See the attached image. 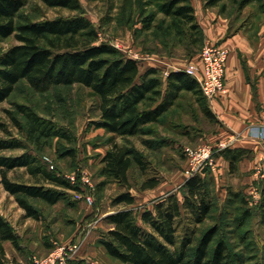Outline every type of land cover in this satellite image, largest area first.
Returning a JSON list of instances; mask_svg holds the SVG:
<instances>
[{"label": "rangeland", "instance_id": "374dc122", "mask_svg": "<svg viewBox=\"0 0 264 264\" xmlns=\"http://www.w3.org/2000/svg\"><path fill=\"white\" fill-rule=\"evenodd\" d=\"M79 1L85 16L98 33L97 42L113 46L117 44L116 48L138 62L140 73L150 67L156 68L165 80L169 72L180 70L193 61L202 47V44L197 46L191 42L193 35L187 36L186 27L173 23L171 18L159 11L163 0ZM240 1L223 0V14L231 21L236 12L237 19L232 21L234 26L245 21L246 24L253 22L252 27L247 26L250 30L263 29L264 0H253L242 10L238 9ZM217 8L220 9V6ZM75 13L65 8L47 6L41 0H26L15 21H40ZM249 13L254 14L252 19ZM147 18L151 20L149 27L144 24ZM16 43L14 35L0 37V53ZM162 88L164 90L165 83ZM16 104L30 106L40 116L66 130L71 140L55 136L42 137L39 141L27 138L24 132L26 119L17 111ZM200 106L198 95L183 91L160 121L150 125V134L116 138L125 148L131 149L145 166V171H142L133 162L129 170L131 192L135 196L132 207L136 210L152 208L156 200L170 193L182 196L181 186L189 176L184 149L205 142V133L213 129V123L205 117ZM9 112L20 121L21 128L14 125ZM98 116V97L90 88L78 83L37 90L26 80H21L11 95L0 102V142L18 139L22 144V147L0 149V155L15 156L25 151L37 158L42 156L44 161L43 156H46L60 176L67 178L74 175L80 178L82 173H86L92 184L87 186L80 183L83 190H68L64 200L52 205L38 201L41 217L34 219L25 215L15 196L4 190L0 182V213L12 224L20 243L19 247H14L9 241L4 242L9 264H30L33 256L47 254L55 243L82 242L90 230L93 232L88 240L96 246L98 238L107 228L104 216L123 207L112 204L113 196L122 190L120 186L116 182L102 184L104 177L100 173V160L109 147L110 135L92 123ZM72 149L74 155L68 154ZM253 155L247 157L248 161L240 162L239 170L232 174L223 162L214 164L209 175L213 200L209 215L196 226L187 217L178 221L180 237L185 236L188 228L195 227L191 247L196 245L208 227L216 225L218 231L215 238L225 241L233 264H264V210L258 202L259 191L263 193L264 190V166L256 158L255 161L251 160ZM7 176L25 183L37 180L22 166L9 170ZM148 178H156L158 185L140 189V184ZM85 194L91 196V204L84 200ZM98 246L95 257L99 258V264H121Z\"/></svg>", "mask_w": 264, "mask_h": 264}, {"label": "trees", "instance_id": "16d2710c", "mask_svg": "<svg viewBox=\"0 0 264 264\" xmlns=\"http://www.w3.org/2000/svg\"><path fill=\"white\" fill-rule=\"evenodd\" d=\"M41 1L47 6L77 13L17 23L15 18L26 0H0V37L14 35L17 40L0 53V102L11 95L21 80H26L37 90L78 83L90 88L98 97L99 116L92 123L110 135L109 147L100 160L102 184L116 182L122 190L113 196L112 204L123 205L104 216L107 228L98 238V245L106 255L121 264H233L225 241L215 238L216 225L208 227L194 247L191 245L195 227L188 228L182 237L178 231V221L182 217H187L196 226L209 215L213 207L211 169L205 167L201 173L188 176L181 186V197L175 192L170 193L156 200L152 208L138 211L132 207L135 196L131 192L129 170L133 162L142 171L145 166L131 149L116 140L118 137L150 134V125L160 121L183 91L198 95L202 113L210 122H215L197 80L182 70L169 72L165 80L156 68L150 67L140 73L135 59L109 43L97 42L98 33L85 16L79 0ZM252 2L241 0L238 9L242 10ZM203 3L205 7L219 5L221 12L225 9L223 0H203ZM159 11L173 23L186 27L187 36L193 35L192 43L203 46V30L190 0H163ZM234 14L228 33L241 27V23L246 24L242 21L234 26L232 21L237 19L236 12ZM249 15L251 19L254 16ZM144 21L149 27L151 20ZM15 107L26 119L24 132L27 138L39 141L42 137L55 136L71 140L66 130L40 116L30 106L16 104ZM9 113L14 125L21 128L20 121ZM7 147H22V144L18 139L0 142V149ZM67 153L74 155V150ZM252 153L248 148H225L215 156H223L228 172L232 174L239 170L240 161ZM19 166L25 167L37 179L36 182L11 180L8 171ZM55 168L50 169L42 156L37 158L25 151L15 156L0 155V182L4 190L15 196L27 217L39 219L38 201L52 205L64 200L68 190H83L79 176L72 183L56 173ZM158 183L156 178H148L139 188H154ZM259 195L258 202L264 210V190L263 193L259 191ZM5 241H10L14 247L20 245L18 233L0 213V264H9ZM53 247L54 244L49 250Z\"/></svg>", "mask_w": 264, "mask_h": 264}, {"label": "crops", "instance_id": "0c3cea01", "mask_svg": "<svg viewBox=\"0 0 264 264\" xmlns=\"http://www.w3.org/2000/svg\"><path fill=\"white\" fill-rule=\"evenodd\" d=\"M190 1L197 22L203 30L204 42L218 43L228 50L225 66L226 91L207 101L216 121L213 122L212 132L205 133L204 141L213 146L226 142L227 148L251 149L254 154L251 160L255 161L256 158L263 165L264 28L250 30L248 28L252 27L251 24L241 23V27L228 33L230 19L217 8L218 5L205 7L203 0ZM214 160L215 164L221 161L228 168L222 155L215 156ZM245 160L247 158L240 162ZM92 232L90 230L86 233L77 256L67 264H99V258L95 257L98 245L94 246L88 240Z\"/></svg>", "mask_w": 264, "mask_h": 264}, {"label": "built area", "instance_id": "2783aa9c", "mask_svg": "<svg viewBox=\"0 0 264 264\" xmlns=\"http://www.w3.org/2000/svg\"><path fill=\"white\" fill-rule=\"evenodd\" d=\"M115 47H118L115 44ZM228 57V50L218 43L204 42L200 51L196 54L193 61H190L180 70L193 76L200 87L207 101L213 100L226 91L225 85V66ZM228 143L220 142L218 146L202 142L193 147H185V166L189 176L201 173L205 167L213 169L215 164V153L227 148ZM49 168L54 167L51 160L43 156ZM72 183L75 182L76 176L68 175ZM82 184L92 186L91 181L86 173L80 176ZM84 200L92 203L89 194L84 195ZM81 247V241L72 240L68 242L55 243L54 247L43 256H33L30 264H67L74 259Z\"/></svg>", "mask_w": 264, "mask_h": 264}]
</instances>
